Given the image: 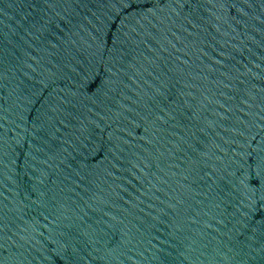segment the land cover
Instances as JSON below:
<instances>
[{"label": "water", "instance_id": "95a60500", "mask_svg": "<svg viewBox=\"0 0 264 264\" xmlns=\"http://www.w3.org/2000/svg\"><path fill=\"white\" fill-rule=\"evenodd\" d=\"M155 9L117 35L109 0H0L4 264H264L233 176L264 141V0Z\"/></svg>", "mask_w": 264, "mask_h": 264}, {"label": "snow or ice", "instance_id": "6c2138e0", "mask_svg": "<svg viewBox=\"0 0 264 264\" xmlns=\"http://www.w3.org/2000/svg\"><path fill=\"white\" fill-rule=\"evenodd\" d=\"M168 0H109V3L115 6L116 9L110 13L111 20L109 23V30L115 29L117 35H119L130 22V20L138 18L147 8H152L155 11L156 4H166ZM181 3L184 0H180ZM221 2L225 6L231 9L235 0H213V3ZM115 47V45H114ZM105 78L111 79L109 73L106 71V67L103 63L99 65L93 72V76L90 79L83 81L84 90L91 91L93 87L100 86L105 87ZM43 100V95L35 97V102L32 106V112L35 113L36 105H40ZM47 105L41 107L40 112L35 113V118L32 115L29 119L33 125L40 126L42 121H45V108ZM59 111V110H58ZM62 115V113L60 114ZM125 115H131V120L139 121L143 125L146 121L144 116H147L148 120L152 119V114H140L134 115L126 113ZM159 119V117H157ZM131 122V121H130ZM60 123L58 117H53L51 121V129H55L56 125ZM43 131V128L40 129ZM253 137L251 143H255L257 138ZM27 142V141H25ZM238 156L234 158V183L236 184V192L242 202V208L245 212V218L248 217H264V141L258 145L256 149H251L250 145L248 149L241 147L237 149ZM231 167V165H230ZM0 264H4L3 256H0Z\"/></svg>", "mask_w": 264, "mask_h": 264}]
</instances>
